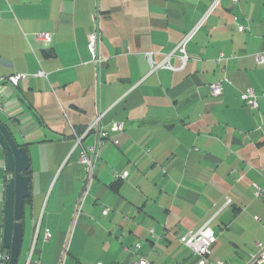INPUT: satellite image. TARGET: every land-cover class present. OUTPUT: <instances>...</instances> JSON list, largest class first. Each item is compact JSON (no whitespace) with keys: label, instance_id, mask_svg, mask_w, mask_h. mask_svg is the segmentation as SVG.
Here are the masks:
<instances>
[{"label":"crops","instance_id":"0c3cea01","mask_svg":"<svg viewBox=\"0 0 264 264\" xmlns=\"http://www.w3.org/2000/svg\"><path fill=\"white\" fill-rule=\"evenodd\" d=\"M213 2L0 0V77L27 75L0 85V122L30 169L16 264H200L179 240L205 225L216 236L209 264L228 228L239 229L237 202L263 209L264 62L255 56L264 60V0ZM95 30L109 59L100 67L87 49ZM189 33L183 65L177 47ZM167 57L172 68L158 67ZM40 70L47 78L34 76ZM249 89L255 109L241 100ZM113 123L123 131L110 132ZM92 147L93 181L77 214L87 178L79 156ZM5 158L0 146V257Z\"/></svg>","mask_w":264,"mask_h":264},{"label":"built area","instance_id":"2783aa9c","mask_svg":"<svg viewBox=\"0 0 264 264\" xmlns=\"http://www.w3.org/2000/svg\"><path fill=\"white\" fill-rule=\"evenodd\" d=\"M221 0H214L212 7H215L218 5V3ZM233 2H236V0H232ZM243 27L238 26V31H243ZM193 33H189L186 35L183 40L179 43L177 50L179 53L180 60L182 64L184 65L188 59L187 54H186V45L189 42L190 38L192 37ZM34 36L37 40L42 41L44 43H49L51 40V35L49 33H41L37 32L34 33ZM98 42H99V33L97 30L93 31L87 36V49L91 58V62L96 66L100 67L103 64H106L109 59L107 57H103L99 55L98 53ZM169 57H167L163 62L158 65V67H163L166 69H171L172 67L169 65L168 61ZM256 62L258 64H263L264 60L262 55H256L255 56ZM220 59H218V62ZM35 77L38 78H47V75L43 71H38L35 75ZM27 77L25 74H15L7 77H0V85H10L13 87H16L18 83L21 80H24ZM210 92L212 97H218L221 95L222 88H221V83H214L210 85ZM241 100L244 103L246 107L249 109H255L257 107V102H256V95L253 90L249 89L245 91L242 96ZM2 109V105L0 103V110ZM100 117L95 119V121L82 133L81 136L76 137V142H75V147L81 146V141L88 135L90 134L97 124L99 123ZM124 125L121 123L117 124H112L109 128L110 132H120L123 131ZM101 137H107V132H101ZM96 161V155H95V149L92 147L90 148V154H87L84 150L82 151L81 155L79 156V163L84 166V169L86 170L87 178H86V185L84 192L82 194V198L77 206V214L80 212V208L85 201V199L88 196V190L89 187L93 181V175H94V165ZM256 195L263 197L264 199V189L260 187H255ZM227 202H230L229 199H227ZM49 238V234L46 231L45 233V239ZM180 243L184 245L193 255H196L200 257L201 261L200 264H205L206 262V257L210 253V249L216 242V236L215 233L207 226H203L201 229L198 231H192L189 230L187 231L183 236L180 237ZM146 260L140 259L139 262L136 264H146ZM100 264V263H97ZM245 264H264V246L259 247V251L251 255L247 262Z\"/></svg>","mask_w":264,"mask_h":264},{"label":"water","instance_id":"95a60500","mask_svg":"<svg viewBox=\"0 0 264 264\" xmlns=\"http://www.w3.org/2000/svg\"><path fill=\"white\" fill-rule=\"evenodd\" d=\"M0 146L5 152V169L9 177L4 184L3 238L0 264H16L23 226L24 201L30 196L29 159L25 147L19 146L9 129L0 122Z\"/></svg>","mask_w":264,"mask_h":264},{"label":"rangeland","instance_id":"374dc122","mask_svg":"<svg viewBox=\"0 0 264 264\" xmlns=\"http://www.w3.org/2000/svg\"><path fill=\"white\" fill-rule=\"evenodd\" d=\"M248 198L251 199L250 197ZM246 201L248 200L246 199ZM249 204V202H237V206L241 208L240 216L235 220L239 229L235 226H230L232 229L229 230L228 228L227 233L222 229V233L225 234L221 238V244L217 250V254H220V256L215 257L214 255L213 258L211 257L210 261L208 260L209 264H216L217 260L225 264H245L248 255L254 253L256 250L255 243H264V207L263 209L260 207L253 209ZM230 216L231 214L228 211V219ZM255 218L260 221H257ZM218 226H220L219 219L212 224V228L218 231ZM22 249L20 257L26 254L28 261L31 253L26 239H24Z\"/></svg>","mask_w":264,"mask_h":264},{"label":"trees","instance_id":"16d2710c","mask_svg":"<svg viewBox=\"0 0 264 264\" xmlns=\"http://www.w3.org/2000/svg\"><path fill=\"white\" fill-rule=\"evenodd\" d=\"M24 175H26V176H30V169L27 170V171L24 173ZM117 184H118V182H117V180H115L113 186H116ZM28 199H29V198H28Z\"/></svg>","mask_w":264,"mask_h":264}]
</instances>
